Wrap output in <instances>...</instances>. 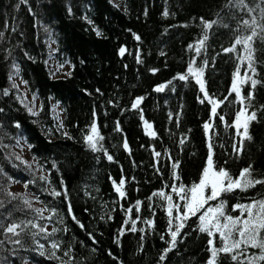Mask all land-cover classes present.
Instances as JSON below:
<instances>
[{
	"label": "trees",
	"instance_id": "trees-1",
	"mask_svg": "<svg viewBox=\"0 0 264 264\" xmlns=\"http://www.w3.org/2000/svg\"><path fill=\"white\" fill-rule=\"evenodd\" d=\"M244 2L251 13L230 7L228 0H0V264H206L208 237L198 231L197 217L188 220L176 247L159 260L170 239L168 216L166 201L152 193L162 189L173 195L174 203H182L171 192L172 162L180 161L177 186L198 182L206 163L203 124L211 120L210 105L200 102L199 86L187 73L190 61L196 67L208 61L203 74L208 92L218 99L228 97L217 110L225 121L215 116L212 124L214 163L235 175L251 164L255 175H264V42L254 39L256 73L247 70L259 83L255 89L250 83L242 86V95L253 92L244 103L257 114L249 125L252 138H245L242 148L233 125L241 104L231 92L232 73L240 61L237 53L222 51L235 35L247 34L243 25L236 31L238 21L255 16L264 25L262 0ZM200 17L222 23L207 30L197 56L195 46L205 31ZM52 62L68 63L70 75L58 76ZM178 73L188 79H178ZM15 76L31 95L32 112ZM159 84L164 89L155 91ZM137 96L144 98L138 107L152 129L146 130L141 111L131 108ZM93 121L104 137L102 150L93 151L84 141ZM121 179L125 197L114 187ZM52 189L61 195H51ZM261 197L264 185L237 189L227 195L226 209L239 215L232 204ZM137 216V231L131 232ZM22 221L38 227L28 225L19 236L4 232L7 224ZM17 239L20 244L13 243ZM213 240L219 246L218 234ZM53 243L59 248L53 249ZM253 251L258 250L249 249Z\"/></svg>",
	"mask_w": 264,
	"mask_h": 264
},
{
	"label": "snow or ice",
	"instance_id": "snow-or-ice-1",
	"mask_svg": "<svg viewBox=\"0 0 264 264\" xmlns=\"http://www.w3.org/2000/svg\"><path fill=\"white\" fill-rule=\"evenodd\" d=\"M262 3H264V0H262ZM228 5L230 7H239L242 9L247 8L249 13L253 11V9L248 8L244 0H235V3H233V0H228ZM257 7H260V5L258 4ZM167 14V12L164 13V15ZM261 18L264 19V8H261ZM200 20L205 31L203 38L199 40L195 46L197 56L200 55L201 49L204 46V41L208 39L207 30L211 29L214 24L222 23V20L209 21L205 20L203 17H200ZM241 25L244 26V31L247 34L235 35L234 42L231 46L222 48V51L225 53H237V59L240 61V63L235 66V71H233L231 79V92L235 94L236 101L241 104L239 110L235 112V118L233 121L236 134L240 137V148H242V142L245 138L249 140L252 138L249 135V125L250 122L257 119L256 110L249 112V106H246L244 103L245 100H248L249 102L251 101L253 98V92L248 90L246 91V95H242V86L250 83L251 88L255 89L256 85L259 83L257 79L253 78V75L256 73L255 65L258 62L253 42L255 38H259L262 42H264V25L258 23L255 16H252L251 19L238 21L236 28L237 32L240 31ZM223 27L228 28L230 25L223 24ZM2 35L3 33H0V36ZM97 35H100V33L97 32ZM135 39L139 40L140 37L135 35ZM237 46H239V50ZM188 47L193 48V45L189 44ZM125 51L124 47L119 48V53L121 55H124ZM207 63L208 61L205 60L203 65L206 66ZM245 63L247 70L253 75H249L248 71H245L243 75L240 74L241 65ZM204 66L194 68L193 62L190 61L187 65V73H190L192 78L195 79V83L199 85V91L203 94V98L200 99V102L205 103V101H207V105H210L211 116H218L219 120L224 122L225 117L220 115L217 109L225 102V100L228 99V97H224V99H217L208 92L205 81L202 79ZM150 71L156 72L157 69L153 68L150 69ZM177 76L180 80L188 79L187 74L178 73ZM175 78L177 77H174V79ZM164 87V84H159L156 86L155 91H162ZM5 94H7V92H5ZM143 99L144 98L142 96L135 97V99L131 102V108L141 111L138 106ZM0 111H2V109H0ZM29 112H32V109H29ZM140 119L144 122L146 130L152 128V125L148 121L144 120L142 111ZM16 126L19 127V124L17 123ZM210 127L211 125L208 122L203 124L205 133L208 132ZM90 128L91 130L89 134L84 136L86 145L93 151L102 150L103 145L100 142L104 139V137L99 132L95 121L92 122ZM116 130H120L118 122L116 124ZM149 134L152 136L156 135L155 132H150ZM180 143L183 144L184 140H181ZM123 146L127 149V142H125ZM240 148H236V146H234V149L237 152L240 151ZM104 154L107 156L109 161L113 159V157L109 155L106 150ZM155 155L159 157L161 154L156 152ZM17 159H19V157H17ZM226 163L227 161H225V164ZM179 164V160L172 162L173 183H171L170 187L171 192L174 193L182 203H174L173 195L166 194L162 189L158 192L152 193V196L158 195L166 201L168 216L167 234L170 239L166 241L167 247L162 249L159 260L164 261L166 254L176 247L177 237L181 235L188 220L191 217H197L198 231L206 234L208 237L207 245L209 247L206 249V252L210 255H208L206 264H264V197L259 199L252 198L249 203L236 202L235 204H232L231 208L233 212L238 209L240 213L239 215H233L226 209L228 194H234L237 189L243 192L250 188H254L256 185H264V175H255L251 164L240 169L238 175L231 173L230 170L224 166L216 165L213 159V146L211 142L208 144L206 163L203 165L202 170L198 174V182H192L190 185L180 182L177 186L176 182H179L181 179L177 172ZM41 179H44V177H41ZM124 184V179L119 181L118 186L114 184L115 191L120 197H125L126 195V193L122 190ZM24 186L27 187V183H25ZM50 194L53 196L61 195V193L55 189H52ZM8 195L11 196L14 194L8 193ZM152 196L148 197V200H151ZM24 203L29 208L32 207L27 198H24ZM140 205L141 201L137 200V213L140 212ZM149 208H151V205H149ZM174 210L175 215L173 214ZM35 211L40 214L43 210L35 209ZM52 211L55 212L54 209ZM71 211L72 209L69 206V214H71ZM73 219H75V217H73ZM137 219H140V217L137 216L136 219L131 220V228L129 231H137ZM145 222L149 226L153 225V220L151 219H147ZM127 223L128 221H125V224ZM28 225H31L32 228L38 227V225L32 223V221H28L27 223L22 221L20 223H9L3 230L5 233H10L13 236H19L20 231H23ZM80 226L84 227L82 224ZM18 229L19 231H17ZM40 231L44 232L45 228L40 227ZM55 231L56 229H53V232ZM124 231L125 229L123 227L118 229V232L121 235H123ZM139 231L144 232L145 230L141 228ZM216 234H218L219 246L214 244L213 237ZM91 235L92 234L89 233V236ZM160 238L161 240L165 239L164 235H161ZM141 239H143V237H141ZM116 242L119 244V239H117ZM13 243L20 244V240L17 239L13 241ZM40 247L43 248V245ZM52 248L58 249L59 245L57 243H53ZM249 249H255L258 251L250 253ZM43 254L44 253L41 252V255ZM52 255L55 256V253L53 252ZM65 255L69 256L70 253L66 252ZM109 255H111V253H109ZM62 264H67V262H62Z\"/></svg>",
	"mask_w": 264,
	"mask_h": 264
},
{
	"label": "rangeland",
	"instance_id": "rangeland-1",
	"mask_svg": "<svg viewBox=\"0 0 264 264\" xmlns=\"http://www.w3.org/2000/svg\"><path fill=\"white\" fill-rule=\"evenodd\" d=\"M50 67L51 69H53V71H57V75L60 77H65L66 75H68L69 71H70V66L69 64H63V65H57L56 63H50ZM14 81L16 83V85H18L21 90L24 92L25 98H26V102L28 103L30 109L34 110L35 107L33 105L32 99H31V95L30 93L27 91V88L25 86V84L20 80V78L18 76L14 77ZM174 135V133H173ZM22 155L26 158H28V154H27V148L23 147V151H22ZM19 191L23 190V187L21 185L17 186Z\"/></svg>",
	"mask_w": 264,
	"mask_h": 264
},
{
	"label": "bare ground",
	"instance_id": "bare-ground-1",
	"mask_svg": "<svg viewBox=\"0 0 264 264\" xmlns=\"http://www.w3.org/2000/svg\"><path fill=\"white\" fill-rule=\"evenodd\" d=\"M212 53L214 54V57H216V58H219V57H220L219 55L215 54L214 52H212ZM220 55L222 56V54H220ZM15 66L18 67L17 64H16ZM193 67L196 68L195 65H193ZM243 69H244L245 71H247V67H246V66H244ZM241 71H242V68H241ZM245 71H244V72H245Z\"/></svg>",
	"mask_w": 264,
	"mask_h": 264
}]
</instances>
